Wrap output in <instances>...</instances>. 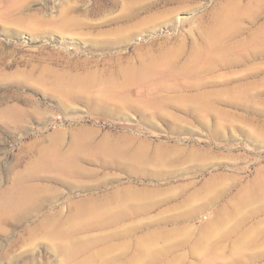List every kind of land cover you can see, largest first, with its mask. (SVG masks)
<instances>
[{
    "label": "rangeland",
    "instance_id": "374dc122",
    "mask_svg": "<svg viewBox=\"0 0 264 264\" xmlns=\"http://www.w3.org/2000/svg\"><path fill=\"white\" fill-rule=\"evenodd\" d=\"M0 264H264V0H0Z\"/></svg>",
    "mask_w": 264,
    "mask_h": 264
},
{
    "label": "bare ground",
    "instance_id": "6f19581e",
    "mask_svg": "<svg viewBox=\"0 0 264 264\" xmlns=\"http://www.w3.org/2000/svg\"><path fill=\"white\" fill-rule=\"evenodd\" d=\"M30 199H31L30 195H23V196H20L16 201L13 200V203H15V204L18 203L17 205L25 204V203H28V201H30Z\"/></svg>",
    "mask_w": 264,
    "mask_h": 264
}]
</instances>
